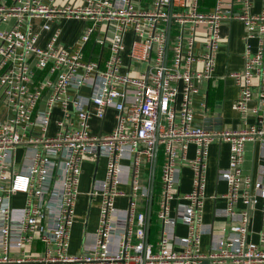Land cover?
Instances as JSON below:
<instances>
[{
    "label": "built area",
    "instance_id": "obj_1",
    "mask_svg": "<svg viewBox=\"0 0 264 264\" xmlns=\"http://www.w3.org/2000/svg\"><path fill=\"white\" fill-rule=\"evenodd\" d=\"M202 1L0 0V264H264V0L258 12L252 0ZM61 18L88 23L72 45L51 29ZM232 20L243 25L242 66L224 77L245 119L212 131L194 121L193 97L213 78L221 25ZM93 36L107 46L103 64L85 56ZM215 139L229 145L217 170L226 189L210 196L223 201L217 226L204 221ZM247 141L259 143L257 178L242 170ZM101 156L104 177L88 192L97 225L70 252L82 164Z\"/></svg>",
    "mask_w": 264,
    "mask_h": 264
},
{
    "label": "crops",
    "instance_id": "obj_2",
    "mask_svg": "<svg viewBox=\"0 0 264 264\" xmlns=\"http://www.w3.org/2000/svg\"><path fill=\"white\" fill-rule=\"evenodd\" d=\"M64 0H56L57 3H61ZM207 4H211L212 0H205ZM262 6V0H252V11L258 12ZM37 23L39 21H36ZM88 23L83 20H68L65 18L56 19L52 22V30L55 28L60 29L59 40L61 44L72 45L79 38L82 29ZM51 30V31H52ZM50 32L44 33L45 38L50 35ZM243 25L239 20H232L225 22L221 25L222 41L220 43L219 50L216 55V63L214 69L213 78L210 81H204L197 94L193 97V107L195 110L194 121L197 124L204 126L203 122L205 117H213L215 114L221 116V128H237L243 120L237 111L233 110L231 105L235 100L237 94V88L233 81L229 77L224 75L232 70H237L242 66V49H243ZM129 36V35H128ZM94 36L90 46L87 45L85 56H91L95 59H99L101 64L104 63L108 55L107 46L102 50L101 47L93 45ZM252 44L255 41L252 40ZM206 103V106L202 105V102ZM255 101L252 100L250 105H254ZM113 109L106 111V116L103 121V130H110L114 124ZM253 116L248 115L246 119L249 122L253 121ZM264 123V114H263ZM92 130L99 132L100 121L91 119ZM205 127V126H204ZM218 124L215 121L210 122L207 125V129L216 130ZM194 152V146L190 144L188 149V156L192 157ZM229 145L224 140H213L209 145L208 163L206 169L207 183H206V199L204 202V221L213 222L214 225H220L219 219L213 218V207L222 206L223 201L217 198L215 201L210 196L222 193L226 189L224 181L217 178V170L225 167L228 161ZM162 160V155H158V164L155 170L156 179L159 176V164ZM263 161L259 157V143L257 141H247L244 145V154L242 162L243 173H249L252 177L257 178L262 171ZM106 160L104 157H99L97 160H86L82 164V173L79 181L80 194L77 199L75 207V220L70 231V252L78 250L81 244L84 233H91L95 230L98 220V198H91L88 194L92 184L97 179H102L105 174ZM191 177L190 170L184 166L181 171V180L179 190L186 192L190 189ZM117 204L124 206L126 201L124 199H118ZM252 227L254 231H257L260 227V213L255 211L253 216ZM185 232V226L182 224L177 225V233L183 235ZM256 234L252 235L253 240L256 241ZM207 237L203 238V243L207 242Z\"/></svg>",
    "mask_w": 264,
    "mask_h": 264
},
{
    "label": "water",
    "instance_id": "obj_3",
    "mask_svg": "<svg viewBox=\"0 0 264 264\" xmlns=\"http://www.w3.org/2000/svg\"><path fill=\"white\" fill-rule=\"evenodd\" d=\"M212 121H215L218 124V127L216 128V130H220L221 129V116L217 114H215L213 117L207 116L205 117L203 124L205 127H207V125ZM154 168H155V163H154ZM152 185H153V179H152L151 187ZM147 221H149V216H147Z\"/></svg>",
    "mask_w": 264,
    "mask_h": 264
},
{
    "label": "rangeland",
    "instance_id": "obj_4",
    "mask_svg": "<svg viewBox=\"0 0 264 264\" xmlns=\"http://www.w3.org/2000/svg\"><path fill=\"white\" fill-rule=\"evenodd\" d=\"M90 44H91V43H89L88 46H90ZM156 171H157V173H158V170H157V169H156ZM152 219H153V227H154V229H155L156 226H157V224L155 223V218H154V216H153Z\"/></svg>",
    "mask_w": 264,
    "mask_h": 264
},
{
    "label": "trees",
    "instance_id": "obj_5",
    "mask_svg": "<svg viewBox=\"0 0 264 264\" xmlns=\"http://www.w3.org/2000/svg\"><path fill=\"white\" fill-rule=\"evenodd\" d=\"M202 2H206L205 0H203Z\"/></svg>",
    "mask_w": 264,
    "mask_h": 264
}]
</instances>
